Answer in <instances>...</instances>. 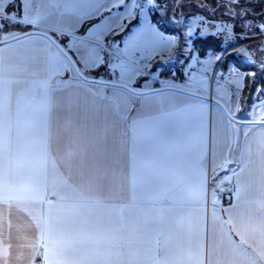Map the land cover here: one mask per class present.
<instances>
[{
  "label": "crops",
  "instance_id": "obj_1",
  "mask_svg": "<svg viewBox=\"0 0 264 264\" xmlns=\"http://www.w3.org/2000/svg\"><path fill=\"white\" fill-rule=\"evenodd\" d=\"M128 1L15 0L0 40L43 30L86 76L159 87V76L144 86L107 66L105 46L130 63L176 50L151 16L139 26L145 15L129 14ZM113 10L119 28L132 19L111 34ZM81 40H98L89 49L101 55L90 60L76 49ZM244 48L235 59L252 67ZM174 56L160 76L167 70L176 87L220 100L236 118L264 119L260 74L221 75L205 54L177 79ZM231 130L221 106L203 97L76 77L42 35L1 44L0 264L40 256L43 264H264V123ZM227 191L234 198L225 205Z\"/></svg>",
  "mask_w": 264,
  "mask_h": 264
},
{
  "label": "rangeland",
  "instance_id": "obj_2",
  "mask_svg": "<svg viewBox=\"0 0 264 264\" xmlns=\"http://www.w3.org/2000/svg\"><path fill=\"white\" fill-rule=\"evenodd\" d=\"M14 1L15 0H0V38L6 35V28L9 26V24H7V17H10L11 21H14L16 18L14 15L15 11L13 10ZM72 1H78L81 5L90 3L89 0ZM131 1L133 0L128 1V7H126L128 8L129 14L134 13V17L137 15L135 17L136 19H140L143 14L145 15L142 17L141 21H139V26L145 27L147 23V18L145 17L156 14L161 24L171 29V37L176 41V50L175 53L171 51L165 52V54L161 53L154 59L148 61L144 60L142 62L130 63L122 58L120 49L105 46V48H103L104 53H106L105 56L110 57L106 60L107 66H110L109 70L113 71L115 75L123 72L124 74H122L125 77H142V79H140V85L144 86L151 85L159 76L160 79H158V82L161 86H175L176 84L174 81H170L167 78V73L163 75L164 77L158 74L161 62H166L175 55L174 62L177 65V76L175 78L178 79V73L182 70L185 71V67H190V71L195 72V68L193 67L196 65L199 66V64L202 63L200 56L207 54V58L211 62L213 68L215 67L216 61L219 60L216 66L221 69V75L225 74L228 76L233 73V75L236 76L237 73L242 72L241 70L246 73L252 72L251 75L255 76L260 74L261 76L259 78L262 84L259 89L257 88L258 92H256V96L263 95L264 81L262 79L264 77V66H260V61L264 59V17H262L264 13L259 15L248 9H251V6L253 9V5L255 6L257 2L258 4L260 2L264 3V0H222L223 3L215 0V6L211 4L205 6L206 0H136V2L134 0V5L130 4L132 3ZM195 6H197L196 8H201V10H196ZM60 12L65 11L62 10ZM112 14L111 34L118 32L120 28L122 29L123 24H127L128 21L132 19L130 18L128 21H125V23L122 22L119 28L117 24L118 20L121 19L116 16V11L113 10ZM65 17L66 16L59 14L56 20L61 21L65 19ZM226 36H228V38H226ZM204 38L210 40L215 39L214 41L219 43L218 48L207 51L206 53V50H202V47L196 44L199 39ZM72 39L76 40L77 38ZM93 41L97 44L99 43L98 40H81L79 44H76L78 45L76 49L79 48L80 52H83L84 55L87 54L90 60L96 59L98 54L101 55L96 49H94L95 53L94 51L92 52V48L89 49L92 45L97 46ZM241 47H245L244 49L248 48L251 53L248 50H243L242 52L251 54V57L256 60L252 67L247 68L250 69V71H246L247 69L241 66L238 59L234 60L232 58L234 57V51L238 52V49ZM100 51L102 52V49H100ZM216 75V73H212L213 78H215ZM253 88H256L255 84L252 89ZM239 135L240 132L237 130L236 137L238 139Z\"/></svg>",
  "mask_w": 264,
  "mask_h": 264
},
{
  "label": "water",
  "instance_id": "obj_3",
  "mask_svg": "<svg viewBox=\"0 0 264 264\" xmlns=\"http://www.w3.org/2000/svg\"><path fill=\"white\" fill-rule=\"evenodd\" d=\"M31 34H38V35H42L44 37H46L67 59L68 61V69L70 72H73L76 77L88 81V82H92V83H100V84H105V85H113V86H119L122 87L130 92L133 93H137V94H141V93H145V92H149V91H153V90H160V89H176V90H180L189 94H193L196 95L198 97H203L205 99H208L216 104H218L219 106H221V108L223 109L224 113L226 114V116L229 119V127H230V134L232 135V130H231V122H236V123H264V120H249V119H240V118H236L233 115H231L229 113V111L227 110V108L225 107V105L218 99L210 96V95H206V94H202L199 92H194L191 90H187L184 88H180V87H176L173 85H164V86H159V87H155L152 89H146V90H137L125 83H121V82H116V81H110V80H105V79H101V78H96V77H89L86 76L84 73H82L79 69V67L77 66V64L75 63V61L73 60V58L70 56V54L61 46V44L49 33H47L46 31L43 30H38V29H32V30H28L10 37H7L5 39L0 40V45L7 43L9 41H12L14 39L23 37V36H27V35H31ZM232 141V140H231ZM231 164V160L229 159V157L227 156V158L225 159V161L223 162V164L221 165V167L216 171L217 174H219L220 172L225 171L228 166Z\"/></svg>",
  "mask_w": 264,
  "mask_h": 264
},
{
  "label": "trees",
  "instance_id": "obj_4",
  "mask_svg": "<svg viewBox=\"0 0 264 264\" xmlns=\"http://www.w3.org/2000/svg\"><path fill=\"white\" fill-rule=\"evenodd\" d=\"M218 1V0H217ZM206 2V5H208V4H211V5H214L215 6V4H214V2H215V0H206L205 1ZM257 2V1H256ZM255 2V3H256ZM258 5H259V7H258ZM197 6H195V8H196ZM211 7V6H210ZM213 7V6H212ZM214 8H216V7H214ZM205 9H208V8H205ZM196 10H201V8H196ZM249 11H252V12H254V13H258L259 15L260 14H263L264 13V3H262V2H260L259 4H258V2L256 3V5L254 6L253 5V9H252V6H251V9H248ZM193 11H195V10H193ZM218 12V11H217ZM219 13V12H218ZM262 17H264V16H262ZM151 18H152V20L159 26V28L161 29V30H163V31H165V32H167V33H171V29L169 28V27H164L162 24H161V22H160V20L158 19V17H157V15L156 14H153L152 16H151ZM215 40V39H214ZM214 40H210V39H206V38H204V39H199V41H198V43H196V44H198V45H200L202 48V50L204 49V50H208V49H215V48H218V42L217 41H214ZM234 56V55H233ZM233 59H235L236 57L234 56V57H232ZM240 63H241V66L242 67H244V68H250V66H248L247 64H245L243 61H240ZM166 71V70H165ZM165 71H163V74H165L166 72Z\"/></svg>",
  "mask_w": 264,
  "mask_h": 264
},
{
  "label": "built area",
  "instance_id": "obj_5",
  "mask_svg": "<svg viewBox=\"0 0 264 264\" xmlns=\"http://www.w3.org/2000/svg\"><path fill=\"white\" fill-rule=\"evenodd\" d=\"M226 38H228V36H226ZM233 198H234V193L232 191H227L223 196V203L227 205L233 201ZM51 200H53V198ZM34 264H43L42 257L41 256L38 257Z\"/></svg>",
  "mask_w": 264,
  "mask_h": 264
}]
</instances>
